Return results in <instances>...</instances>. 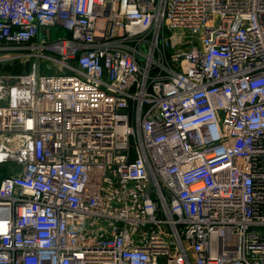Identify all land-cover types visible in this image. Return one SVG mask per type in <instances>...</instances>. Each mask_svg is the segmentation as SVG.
<instances>
[{
    "label": "built area",
    "instance_id": "2783aa9c",
    "mask_svg": "<svg viewBox=\"0 0 264 264\" xmlns=\"http://www.w3.org/2000/svg\"><path fill=\"white\" fill-rule=\"evenodd\" d=\"M0 53V264H264V0H0Z\"/></svg>",
    "mask_w": 264,
    "mask_h": 264
},
{
    "label": "rangeland",
    "instance_id": "374dc122",
    "mask_svg": "<svg viewBox=\"0 0 264 264\" xmlns=\"http://www.w3.org/2000/svg\"><path fill=\"white\" fill-rule=\"evenodd\" d=\"M52 34L53 37L58 36V33H56L54 30H52ZM7 56H9V54L0 53V71L10 72V73H22L32 69L34 59H27L24 57L11 59V58H7ZM40 64L42 67L46 65L43 61ZM50 71L51 73L57 74L60 72V68L56 66L54 69Z\"/></svg>",
    "mask_w": 264,
    "mask_h": 264
}]
</instances>
